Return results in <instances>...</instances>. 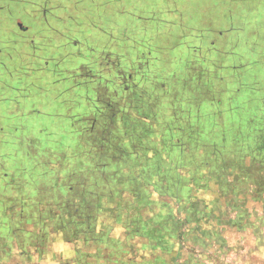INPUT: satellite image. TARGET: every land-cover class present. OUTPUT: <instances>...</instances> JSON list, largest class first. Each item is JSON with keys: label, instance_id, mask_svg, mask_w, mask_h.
Listing matches in <instances>:
<instances>
[{"label": "rangeland", "instance_id": "374dc122", "mask_svg": "<svg viewBox=\"0 0 264 264\" xmlns=\"http://www.w3.org/2000/svg\"><path fill=\"white\" fill-rule=\"evenodd\" d=\"M170 3L140 31L134 0H0V181L34 186L1 203L0 264H264V22L241 7L263 13L264 0ZM200 37L211 47L197 57ZM18 44L61 58L22 65ZM140 47L161 59L133 88ZM19 226L38 233L33 259Z\"/></svg>", "mask_w": 264, "mask_h": 264}, {"label": "crops", "instance_id": "0c3cea01", "mask_svg": "<svg viewBox=\"0 0 264 264\" xmlns=\"http://www.w3.org/2000/svg\"><path fill=\"white\" fill-rule=\"evenodd\" d=\"M143 1H145V2H143ZM171 1H176V0H168L167 2H166V0H155V2H156V4H158V5H162V4H165V3H168V6H171L170 4V2ZM186 2H188V0H185ZM48 3L49 4H54V5H56V6H58V4L60 3V0H48ZM132 3H133V0H132ZM147 5V1L146 0H134V6L135 7H138V9L140 10V11H142V13H143V16L140 18L141 20H143V22H138V23H136L137 24V27H139V30L140 31H144V29H145V23H149V22H146V20H151V18L149 17V16H151L152 15V17H154L157 21H159L160 22V19L165 15V11L161 8V9H158V11H156V10H153V9H149V8H147L145 5ZM179 5H177V6H174V8H176V7H178ZM44 7H46V5L44 6ZM144 7V10L142 9ZM148 7H150V6H148ZM36 9V8H35ZM45 9V8H44ZM47 10V9H46ZM35 11L36 10H33V12L35 13ZM156 12H158V13H156ZM167 12V11H166ZM170 12V11H169ZM45 13H46V17L45 16H43V18H45V21H44V26H45V23H46V21L48 20V21H50V19H47V17L49 16V17H51V20H53V21H55V22H58V23H60L61 25V27H63V25H64V28H65V22L64 21H62L61 20V18L62 17H60L59 15L58 16H50V14H48V12L47 11H45ZM159 15V16H158ZM85 17H90L89 15H85ZM117 20H118V22H117ZM112 21L113 22H115V23H117L118 24V26H119V28H122V27H124L125 25H126V23H127V21H124L123 19L120 21L119 19H117V18H114L113 17V19H112ZM154 23V22H153ZM165 23H169L168 21H165ZM150 24H151V22H150ZM155 24V26H156V28H157V25H156V23H154ZM43 26V25H42ZM151 28H152V30L155 28L152 24H151ZM155 28V29H156ZM44 29H45V27H44ZM138 30V31H139ZM157 31L158 32H160L161 33V35H160V37H162V36H165V35H167L166 33H164L162 30H160L159 28L157 29ZM40 33V32H39ZM136 33H137V30H135L134 29V27H133V47H135L134 45L136 44V43H138V42H134L135 41V36H136ZM53 36H55V35H53ZM140 37H141V42H139V43H142L141 45L144 47L147 43H146V37H145V35L144 34H142L141 33V35H140ZM201 39H202V42L200 43V44H192V46H191V51H193V54H191V55H195V56H197L196 55V53H200V52H197V50L198 51H201V50H203L205 47H207V44H206V42L208 41V40H205L203 37H200ZM86 39H87V36H86ZM72 40V38H69V41H71ZM89 40V39H88ZM149 42V41H148ZM148 45H149V43H148ZM147 45V46H148ZM153 46H155L156 48H158L157 47V45H155L154 43H153ZM143 47H140L138 50H140V51H138V53L135 55V58H133V86H135V84H136V82H138L140 79H142V80H140L139 81V83H141L142 81H144L145 80V78H147V76L149 77V76H151V75H157V70H158V68L157 67H155L154 66V64L156 63V61L158 60V59H161V56H160V54H155V53H151V52H149V50H146V51H142L143 50ZM142 51V52H141ZM52 55L53 57H56V58H58V59H60L61 58V55H59V54H52V53H50V52H47V53H41V55L43 56V58H45V62H47L48 60H50L51 59V57L49 58H47L45 55ZM106 55H108L109 56V54H106ZM58 56V57H57ZM198 57V56H197ZM73 61H71L70 63L71 64H73L72 63ZM74 62H76V64L78 65V67L79 66H81L82 64H78L77 63V61L75 60ZM75 64V63H74ZM84 64V63H83ZM134 64L136 65V67L134 66ZM78 67H76L75 66V68L73 67L72 69H77ZM71 69V70H72ZM171 71V70H170ZM131 74H130V78H131ZM164 76V75H163ZM139 85V84H138ZM162 85H164V84H162ZM161 89V88H160ZM161 93H163L164 94V91H160ZM143 96V95H142ZM135 101V100H134ZM149 102H151V101H149ZM153 103V102H152ZM136 108L138 109V107H137V105H136ZM8 198V197H7ZM6 199V198H5ZM5 207V206H4ZM3 207V205H2V210L4 209H6V208H4Z\"/></svg>", "mask_w": 264, "mask_h": 264}, {"label": "flooded vegetation", "instance_id": "af4514ba", "mask_svg": "<svg viewBox=\"0 0 264 264\" xmlns=\"http://www.w3.org/2000/svg\"><path fill=\"white\" fill-rule=\"evenodd\" d=\"M33 16H35V13L33 12ZM14 25H13V27L14 28H16V31L17 32H19V35H22V33L23 32H26L27 31V29H29V28H27V27H25L24 25H22V23H19L18 22V18L16 17L15 19H14ZM15 23H17L18 24V26H17V24H15ZM36 27V26H35ZM35 30H37V28L35 29ZM35 34H39V31H37V32H35ZM37 35H35V37L37 36ZM20 39H21V41L24 39L22 36H20L19 37ZM74 43H76V44H78V41H74ZM33 52L31 53V50H29V49H27L26 47H24L23 45H20V44H18V47H17V51L19 52V55L20 56H17L16 58L14 57L13 59H22L21 60V62H22V65H26V63H27V56H30V57H33V58H35V57H37L38 58V60L40 61V62H42V59H43V56L41 55V54H37V48L36 47H34L33 46ZM43 62H45V59H44V61ZM73 64H69V65H66V68H65V70L66 71H68V70H71L72 68H73ZM30 127H32V126H30ZM129 179H126L125 181H124V183L123 182H121V184L123 185V184H126V183H129ZM118 184H119V182H118ZM117 183H116V185H115V188L113 187V189H116L115 190V192L117 193L118 191H119V185H118ZM28 190V191H27ZM34 190V186H33V184H28V185H26L25 186V188L22 190V191H18V189H15V187H14V185H11V184H6V183H4V182H2V181H0V208L2 207L1 206V203H3V201L4 200H11L12 198H17V197H22L23 199L27 196V194H29L30 193V191H33ZM111 194V193H110ZM107 195V194H106ZM118 195V194H117ZM8 197V198H7ZM6 198V199H5ZM102 208V207H101ZM2 209V208H1ZM26 218H27V220L29 221V222H31V220H33V216L32 217H30V219H28V217L27 216H25ZM37 219L39 220L40 219V221L43 223V224H45L46 223V221L48 220V222L49 223H51V220L48 218V217H44V218H41V217H37ZM47 222V223H48ZM53 224H55V223H53ZM57 225H60V224H57ZM62 226L63 225H61V226H59L58 227V229L59 230H62ZM90 226H92V225H89V226H87V227H83L82 228V232H88V231H90L89 229L91 228ZM50 227V226H49ZM33 229H34V227H31V228H29V227H26V226H19V230H20V232H22L21 234H23V235H25L26 236V238H19L18 236H16V237H18V239H19V241L22 243L21 245H22V250L20 251V253H21V256H22V258H28L29 257V253L31 252L30 250H29V248H28V244H32V243H36V247L34 248V250H33V256L31 257L32 259H33V257H35L36 255H39L38 254V248H39V250H40V248H41V242L39 243V241L37 242V238H38V233H35L34 231H33ZM102 230H103V228H102ZM11 231H15V230H13V229H10L8 232H7V240H6V243H9L10 241H11V239L13 238V234L11 233ZM37 236V237H36ZM5 238V239H6ZM22 239V240H21ZM84 240H86V239H84ZM88 241V240H87ZM24 249H26V250H28V251H26V250H24ZM35 252H36V255H35ZM3 254H5L6 255V257L8 256V247L6 248V250H5V252L3 253ZM24 256V257H23ZM30 258V259H31ZM3 260V259H2ZM29 260V259H28ZM2 262V261H1Z\"/></svg>", "mask_w": 264, "mask_h": 264}, {"label": "trees", "instance_id": "16d2710c", "mask_svg": "<svg viewBox=\"0 0 264 264\" xmlns=\"http://www.w3.org/2000/svg\"><path fill=\"white\" fill-rule=\"evenodd\" d=\"M168 0H166V2H167ZM239 2H240V4H241V0H238ZM260 2V1H259ZM260 4H261V2H260ZM231 6V5H230ZM249 5L248 4H246V5H241V7L244 9V11L248 14V17L246 18L247 19V21L245 22V24H247L248 26H249V24L251 23V22H254V25L256 26V25H259V23L261 24V22L263 21L264 22V12L263 13H261V12H259V10H258V12H257V8H255V10L254 11H251V8H250V6L248 7ZM164 11L166 10V11H170V12H173V10H170V9H173L172 8V6H168V3H165V4H162V7H161ZM177 8L178 7H176V8H174V10H177ZM232 8V7H231ZM185 8H182V9H180V11L181 10H184ZM232 10V9H231ZM230 12V11H229ZM251 16H254V18H251ZM262 27L264 28V24L262 25ZM258 28V27H257ZM254 35H256L255 33H252V35H250V36H248V38L247 39H238V38H236V40L237 41H239L238 43L239 44H243V45H245L246 46V44H250L251 42H254L253 41V38H254ZM252 36H253V38H252ZM209 46V44L207 43V47ZM209 47H211V45L209 46ZM210 70L212 71V76L215 74V76L216 77H223L224 79H225V74H220L219 72H217V70L216 69H214L213 67L212 68H210ZM156 77H157V75H156ZM226 77H227V75H226ZM145 80H147V81H149V83H152L153 81H150V77H148V78H145ZM224 81H221V83H223ZM137 87H139V85H137ZM162 87V86H161ZM161 87H159V88H156L159 92L160 91H163V89L161 88ZM133 88H134V86H133ZM141 88H142V90L141 89H137V90H139V96H137V94H135V98H136V100L140 97V96H149V94L145 91L146 90V87L145 86H141ZM161 88V89H160ZM168 89V88H167ZM141 91H142V94H141ZM169 93H170V90L168 89L167 90ZM222 92H225L226 90L225 89H223V90H221ZM174 92V91H173ZM173 92H171V94H172V99H171V101H170V104H173V103H176V104H182L181 103V100H179V101H177V100H175V102H174V98L176 99V97H177V95L179 94V93H176V92H174V93H176V94H174ZM164 94H166L167 96H168V94L166 93V91H164ZM161 103V102H160ZM250 123H252V121H250ZM253 124L256 126L257 125V127H259L260 126V124H258V122L257 121H255V122H253Z\"/></svg>", "mask_w": 264, "mask_h": 264}]
</instances>
